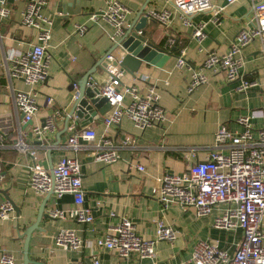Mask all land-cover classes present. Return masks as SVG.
I'll use <instances>...</instances> for the list:
<instances>
[{
    "label": "crops",
    "instance_id": "1",
    "mask_svg": "<svg viewBox=\"0 0 264 264\" xmlns=\"http://www.w3.org/2000/svg\"><path fill=\"white\" fill-rule=\"evenodd\" d=\"M75 1L78 6L69 8L76 12L62 10L60 0H47L43 8L52 19V37L47 48L49 76L38 85V111L29 125L23 122L22 114L16 108L14 94L30 88L23 80L9 76L11 63L6 57L12 50L23 51L38 43L39 33L21 22L26 0L3 2L10 15L0 19V157L5 175L0 189L6 190L21 207V215L19 219L15 214L14 219L0 221V249L14 254L17 264H22L24 233L36 221L38 209L47 195L35 193L28 185V165L33 159L15 147L22 140L37 149V159L44 168L52 169L63 156L75 155L79 158L85 190L84 204L90 206L94 214V221L89 224L69 216L43 217L40 226L44 230L35 229L31 234L30 259L42 264H92L95 259H99L101 264H118L117 254L98 247L95 239L107 234L121 216L131 218L137 232L145 237H154L160 219L179 231L174 242L162 240L157 243V264H193L190 255L199 239L218 241L222 247L233 252L235 243L242 239V231H227L213 225L215 216L222 213L224 206L215 207L212 214L206 216H198L194 207L165 206L157 197L158 179L167 172L183 173L197 161L204 160L213 149L216 131L222 125L231 131L242 132L244 126L238 119L246 116L256 130L264 128V44L261 38L252 40L239 54L243 75L259 81L249 91L237 90L240 79L228 81L224 73L207 71L208 82L190 93L187 91L190 71L177 66V58L183 50L193 66L203 63L209 51H228L236 35L249 26L252 0H212L215 6H224V9L217 13L212 8L195 12L190 15L189 23L184 22L170 0H121L130 9V22L144 4L146 12L152 8L172 10L171 22L164 30L168 32V37L179 40V49L163 66L143 62L136 76L120 67L126 83L144 87L139 77L144 74L151 77V82L160 90L161 104L167 113L163 124L142 130L125 115L121 123L106 128L103 118L110 109L85 126L76 118L71 119L69 124H76L77 129L89 126L96 130L99 137L106 135L113 139L120 158L111 164L97 161L89 155L92 145H86L78 153L67 147L72 134L68 129L61 134L59 145L54 147L58 134L65 129L64 116L74 100L76 88L72 90L73 82L78 84L113 48L110 40L113 25L104 17L98 21L90 19L92 12L106 8L108 0ZM84 23L88 25V30L79 34L77 25ZM159 25L151 19L150 29H144L148 41L157 43ZM200 27L204 31L201 38L194 35ZM166 38L159 44L161 47H165ZM113 53L115 57L121 56L119 51ZM107 78L108 73L103 66L90 76V80L99 87ZM49 96L54 99L51 104L47 102ZM54 116H58L56 127L46 132V138L40 144L34 128ZM137 165H142L144 170ZM4 201L7 200L0 193V204ZM76 206L72 194L61 197L52 194L45 211L51 208L68 210ZM112 212L116 216H111ZM60 229H76L79 232L84 241L81 251H65L55 245V236ZM131 258V262L135 263L137 255L133 253ZM142 263L152 264V260L145 258Z\"/></svg>",
    "mask_w": 264,
    "mask_h": 264
},
{
    "label": "built area",
    "instance_id": "2",
    "mask_svg": "<svg viewBox=\"0 0 264 264\" xmlns=\"http://www.w3.org/2000/svg\"><path fill=\"white\" fill-rule=\"evenodd\" d=\"M4 1L0 5V19L10 15L9 8L3 5ZM170 1L185 23L190 22L189 17L195 12L212 8L217 13L224 9V6H215L212 0ZM46 4L47 0H26L21 12V22L38 30L39 42L23 51L12 50L6 57L11 63L9 76L23 80L30 88L14 94L16 108L23 115L24 123L34 119L38 111V85L49 76L47 48L52 37V19L43 11ZM101 10L92 12L90 19L98 21L104 17L113 25L110 40L114 44L131 25L128 19L130 9L121 0H108L106 8ZM148 13L152 20L168 26L173 11L168 8H152ZM87 30L86 23L77 25L79 34H84ZM137 33L144 35V30L140 29ZM194 35L203 37L202 27L196 29ZM256 38H261L264 44V0H252L249 26L236 35L228 51H209L203 63L198 66H193L186 59L185 50L181 52L177 58V66L190 71L187 91L191 93L208 82L207 71L224 73L228 81L240 79L241 84L237 90L241 92L257 86L258 80H250L243 75L242 60L239 57L240 52ZM174 42V38L167 36L164 48L170 49ZM115 58L114 54L107 56L108 78L101 87L98 86V95L106 97L110 104V110L103 118L106 128L121 123L125 115L142 130L163 124L167 113L161 104V93L157 85L146 74L139 77L144 87L124 82L120 66L114 63ZM92 84L96 85L94 82ZM53 101V97H47L49 104ZM238 121L244 126L242 132L231 131L226 125L218 128L215 145L204 160L197 161L183 173L167 172L158 179L157 197L163 205L194 207L198 216L210 215L215 207L224 206L222 213L214 218V227L242 231V239L235 243L233 252L222 247L218 241L199 239L190 255L193 264H264V128L256 130L246 116H241ZM52 127L54 122L50 117L46 126L35 127L34 131L38 139L43 140ZM67 129L72 132L67 147L76 153L86 145H92L89 155L97 161L111 164L120 158L118 148L110 136L99 137L94 128L88 126L77 129L74 123L69 124ZM15 147L33 159L28 165V185L32 191L41 195L52 192L56 197L67 193L74 196L77 206L68 210L51 208L48 213L53 218L69 216L85 224L94 221L92 208L84 204L85 190L81 163L77 156H63L52 169H48L38 161L36 148L22 140ZM137 167L144 170L142 165ZM4 178L3 160L0 157V183ZM111 216L116 214L112 212ZM14 218L12 204L2 202L0 221ZM178 234L179 231L173 225L160 219L156 224L154 237H145L137 232L131 218L121 216L107 234L95 239V244L114 251L119 259L118 264H143L142 260L145 258L151 259L152 264H157V243L162 240L174 242ZM55 245L65 251H81L84 241L76 229H60L55 236ZM133 253L137 255L135 263L131 262ZM0 264H17V260L11 252L0 249ZM92 264L101 263L99 259H95Z\"/></svg>",
    "mask_w": 264,
    "mask_h": 264
},
{
    "label": "water",
    "instance_id": "3",
    "mask_svg": "<svg viewBox=\"0 0 264 264\" xmlns=\"http://www.w3.org/2000/svg\"><path fill=\"white\" fill-rule=\"evenodd\" d=\"M2 1L0 0V5H2ZM13 2L14 0H8ZM59 5L62 10L71 12H76L74 9L78 6L77 1L73 0L72 2H64L60 0ZM145 6H142L137 12L135 19L131 22L130 27L127 28L125 34L119 38V40L113 44V48L111 51L106 53V55L94 66L90 69L81 81L76 84L73 82V89L76 88L75 98L72 102L71 109L64 116L65 117V129L58 134L57 141L54 143V147L59 145L61 142V134L67 130L69 123L72 118H76L77 122L82 126L88 125L90 122L94 120L98 115H104L109 109L110 104L107 102L106 97H102L99 94V87L92 84L93 82L90 80V76L92 73L96 71V69L100 66L106 67L107 65V56L109 54H114L113 52L119 51L121 52L120 57H116L115 64L119 65L123 70L127 71L133 76L137 75L139 68L143 62L154 64L157 66H163L165 62L175 56L176 51L179 49V40L176 39L174 44L170 47V49H166L161 47L159 44L168 36V32L164 30L167 26L160 24L156 33H160V37L157 40V43H153L147 40L145 35H139L137 33L140 29H145L149 23L151 22V17L149 13L145 11ZM69 7H74V9H70ZM103 11V10H101ZM157 37H154V40ZM173 38V37H172ZM23 116V115H22ZM53 122L54 127H56V122L58 120V116H54ZM32 121L25 123L26 125L31 124ZM42 126H46L44 123ZM42 144V140L38 141ZM52 150V148H51ZM0 193L4 196V198L10 202L14 208L16 218L19 219L21 215V207L16 204V202L8 195L6 190H1ZM52 192L46 195V198L40 205L38 209V215L36 221L30 225L25 233V243L23 250V262L22 264H42L39 261H35L29 258V247H30V238L32 231L35 229L42 231L44 230L41 226V220L43 217L48 219H54L52 215L45 211L47 202L49 198L52 196Z\"/></svg>",
    "mask_w": 264,
    "mask_h": 264
},
{
    "label": "rangeland",
    "instance_id": "4",
    "mask_svg": "<svg viewBox=\"0 0 264 264\" xmlns=\"http://www.w3.org/2000/svg\"><path fill=\"white\" fill-rule=\"evenodd\" d=\"M147 27H148L147 30H149L150 29V26L148 25Z\"/></svg>",
    "mask_w": 264,
    "mask_h": 264
}]
</instances>
